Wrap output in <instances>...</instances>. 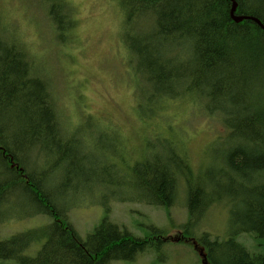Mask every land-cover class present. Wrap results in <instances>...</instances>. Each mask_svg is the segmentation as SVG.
I'll return each mask as SVG.
<instances>
[{
    "label": "trees",
    "instance_id": "trees-1",
    "mask_svg": "<svg viewBox=\"0 0 264 264\" xmlns=\"http://www.w3.org/2000/svg\"><path fill=\"white\" fill-rule=\"evenodd\" d=\"M235 1L236 15L264 25V0ZM42 3L56 40L66 43L76 26L73 5ZM119 3L120 39L141 79L142 116L174 100L204 101L206 113L223 125L218 137L226 138V151L218 165L194 173L185 150L165 139L130 163L117 147L120 139L94 116L65 124L50 79L0 11V225L18 218L20 209L22 217L51 218L0 240V264L134 260L170 236L156 226L145 237L134 236L110 220L106 204L100 223L83 238L69 221V198L104 188L125 192L121 200L168 208L181 183L189 211L184 235H193L218 200L234 205L228 237L205 232L195 238L207 264H264V29L252 18L234 20L232 0ZM243 233H253L262 251L250 252L238 239ZM37 243L36 253L27 254Z\"/></svg>",
    "mask_w": 264,
    "mask_h": 264
},
{
    "label": "rangeland",
    "instance_id": "rangeland-1",
    "mask_svg": "<svg viewBox=\"0 0 264 264\" xmlns=\"http://www.w3.org/2000/svg\"><path fill=\"white\" fill-rule=\"evenodd\" d=\"M70 2L76 12V26L71 39L62 44L55 38L42 0H0V11L10 28L27 45L37 69L50 79L63 122L77 124L89 114L94 116L112 137L115 134L120 139L117 147L130 163L142 159L151 151L150 146L167 139L185 150L194 173L218 165L216 158L226 151V138L219 139L224 134L223 125L215 115L206 113L204 101L174 100L156 113L142 116L138 104L143 100L141 79L120 39V0ZM107 190L69 198L68 218L81 237L100 223L106 204L111 208L110 220L132 235L145 237L156 226L170 236L160 248L141 252L134 260L110 264H207L205 249L195 238L205 232L221 238L229 236L234 205L228 198L214 203L193 229V235L185 237L182 225L187 223L189 211L182 183L175 203L168 208L121 200L125 192L117 195ZM24 215L26 211L20 209L15 215L18 218L0 225V240L51 221L47 215ZM238 239L250 252L262 251L253 233H243ZM39 247L40 243L34 244L26 253L34 255Z\"/></svg>",
    "mask_w": 264,
    "mask_h": 264
},
{
    "label": "water",
    "instance_id": "water-1",
    "mask_svg": "<svg viewBox=\"0 0 264 264\" xmlns=\"http://www.w3.org/2000/svg\"><path fill=\"white\" fill-rule=\"evenodd\" d=\"M237 3L235 0H232V7H231V16L234 20L238 21L241 19H248V18H252L254 19L263 29H264V25L256 18L253 17H246V16H241V15H236L235 14V9H236Z\"/></svg>",
    "mask_w": 264,
    "mask_h": 264
}]
</instances>
